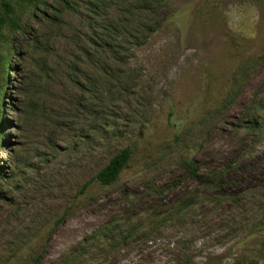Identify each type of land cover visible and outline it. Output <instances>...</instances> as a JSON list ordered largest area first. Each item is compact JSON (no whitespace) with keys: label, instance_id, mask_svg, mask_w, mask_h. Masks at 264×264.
Instances as JSON below:
<instances>
[{"label":"rangeland","instance_id":"rangeland-1","mask_svg":"<svg viewBox=\"0 0 264 264\" xmlns=\"http://www.w3.org/2000/svg\"><path fill=\"white\" fill-rule=\"evenodd\" d=\"M1 1L0 264H264V0H167L145 40L114 28L134 0ZM191 159L233 164L238 199H205ZM120 220L148 234L69 258Z\"/></svg>","mask_w":264,"mask_h":264},{"label":"trees","instance_id":"trees-1","mask_svg":"<svg viewBox=\"0 0 264 264\" xmlns=\"http://www.w3.org/2000/svg\"><path fill=\"white\" fill-rule=\"evenodd\" d=\"M0 6L2 8V14H0V31L5 26L6 21L11 18L12 7L7 1H1ZM168 7L167 0H134L132 5H129L127 13L129 16L135 14L137 20L134 21L133 27L122 26L123 20L118 21V25L114 28H123V32L126 36L134 34L136 37L141 31L143 32L142 38L145 40L147 35L158 28L163 21L161 12ZM126 13V14H127ZM128 20V19H127ZM137 23V24H136ZM135 25V27H134ZM131 152L128 148L123 149L116 156H114L103 168H101L95 175V179L102 185L112 183L118 175L121 173L128 160L130 159ZM185 169L188 174L197 179L199 185L204 189L203 193H209L210 196H204L205 199L213 202L223 198V195L232 196V199L236 200L239 196L233 193H227V190L231 191L239 179L232 177V170H235L233 164H226L219 166L217 170H208L206 173L199 172V168L194 159L188 160L185 163ZM198 199V197H197ZM189 198L186 194L176 199V203L166 207L162 211H156L151 215V218L160 217L167 218V216L174 217L176 214L185 213L195 203L200 200ZM232 199H226L230 202ZM233 202V201H232ZM184 213V214H185ZM178 217V216H177ZM179 216L177 219L181 218ZM148 234L145 230H136L135 228H128L127 224L121 220L118 222L108 221L102 227L95 230L90 236L83 238L76 248L68 255L71 259H80L93 255V251L103 252L106 248L117 249L122 244H127L131 239H142ZM108 251H111L108 249ZM96 254V253H94ZM99 255V254H96Z\"/></svg>","mask_w":264,"mask_h":264}]
</instances>
